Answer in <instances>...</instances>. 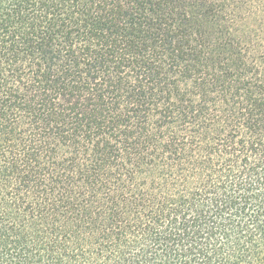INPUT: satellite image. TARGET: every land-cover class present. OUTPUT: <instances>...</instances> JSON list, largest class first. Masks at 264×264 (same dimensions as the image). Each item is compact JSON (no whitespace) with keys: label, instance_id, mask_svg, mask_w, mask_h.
<instances>
[{"label":"trees","instance_id":"obj_1","mask_svg":"<svg viewBox=\"0 0 264 264\" xmlns=\"http://www.w3.org/2000/svg\"><path fill=\"white\" fill-rule=\"evenodd\" d=\"M0 264H264V0H0Z\"/></svg>","mask_w":264,"mask_h":264}]
</instances>
